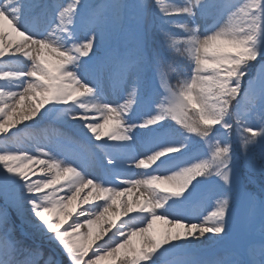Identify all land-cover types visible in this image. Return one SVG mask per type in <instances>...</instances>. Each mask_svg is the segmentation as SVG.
Instances as JSON below:
<instances>
[{
  "label": "snow or ice",
  "instance_id": "obj_1",
  "mask_svg": "<svg viewBox=\"0 0 264 264\" xmlns=\"http://www.w3.org/2000/svg\"><path fill=\"white\" fill-rule=\"evenodd\" d=\"M257 147L264 0H0V264H264Z\"/></svg>",
  "mask_w": 264,
  "mask_h": 264
},
{
  "label": "rangeland",
  "instance_id": "obj_2",
  "mask_svg": "<svg viewBox=\"0 0 264 264\" xmlns=\"http://www.w3.org/2000/svg\"><path fill=\"white\" fill-rule=\"evenodd\" d=\"M59 127L61 131H65L61 126L56 125ZM72 135H77V133L72 132ZM35 137L41 143H46V139L44 133L42 131H36ZM33 141L29 138L25 139V146L30 145ZM237 166L240 170L241 176L244 179V183L250 191H254L257 195L260 194L261 188L264 187V150L260 149L259 147L252 150L247 156L238 153ZM142 170L137 169L136 172L139 173ZM15 196V191L12 188L4 189L0 187V198L3 199V202L0 201V209L4 208L6 205V201H10ZM11 212V219L12 223L16 227L17 235L21 234V230L23 229L25 232H30L24 225L21 224L20 218L17 216L15 211ZM39 240H43L38 235H30L29 236V243L41 246V242ZM44 241V240H43ZM222 245H206L202 250V255H211L214 252L218 251ZM49 248V246H48ZM47 255L48 253L45 252Z\"/></svg>",
  "mask_w": 264,
  "mask_h": 264
},
{
  "label": "trees",
  "instance_id": "obj_3",
  "mask_svg": "<svg viewBox=\"0 0 264 264\" xmlns=\"http://www.w3.org/2000/svg\"><path fill=\"white\" fill-rule=\"evenodd\" d=\"M3 200H4V198L3 199L0 198V201L1 202H3ZM39 241L41 242V246L44 247L45 252L49 254V248H48L49 245L45 241H43V240H39Z\"/></svg>",
  "mask_w": 264,
  "mask_h": 264
}]
</instances>
